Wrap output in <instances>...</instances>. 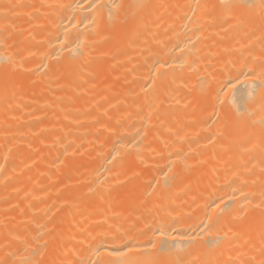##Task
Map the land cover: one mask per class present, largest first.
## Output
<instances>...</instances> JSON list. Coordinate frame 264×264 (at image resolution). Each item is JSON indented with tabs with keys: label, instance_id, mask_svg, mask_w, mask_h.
Wrapping results in <instances>:
<instances>
[{
	"label": "bare ground",
	"instance_id": "bare-ground-1",
	"mask_svg": "<svg viewBox=\"0 0 264 264\" xmlns=\"http://www.w3.org/2000/svg\"><path fill=\"white\" fill-rule=\"evenodd\" d=\"M0 264H264V0H0Z\"/></svg>",
	"mask_w": 264,
	"mask_h": 264
}]
</instances>
